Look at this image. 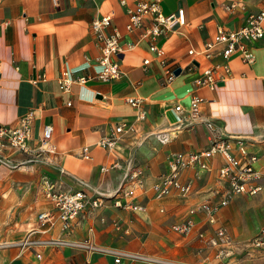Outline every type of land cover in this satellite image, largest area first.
I'll return each mask as SVG.
<instances>
[{
    "label": "crops",
    "instance_id": "crops-1",
    "mask_svg": "<svg viewBox=\"0 0 264 264\" xmlns=\"http://www.w3.org/2000/svg\"><path fill=\"white\" fill-rule=\"evenodd\" d=\"M142 1L151 0H57V4L53 0H0V123L16 125L33 111L32 139L40 137L45 125H51L55 149L54 166L27 162L21 154L6 152L24 165L9 170L0 166V240L18 241L35 228L34 237L88 240L97 247L163 260L148 253L149 247L159 254L161 243L171 247L175 242L209 243L217 226L226 228L238 245L243 242L246 246L261 229L252 237L236 239L221 220L224 206L214 214L215 223L205 211L188 215L190 208L217 202L225 191L226 184L217 176V169L224 164L219 155L207 161L210 171L186 168L181 172L180 179L191 186L186 197L174 193L159 198L152 185L169 172L171 155L209 146L211 134L205 122L211 121L225 136L237 138L247 152L258 156L254 168L262 175L261 188L251 196L264 190V39L249 50L253 57L250 63L241 52L225 60L218 53V45L211 48L209 56L203 54L205 43L212 40L217 28L239 29L249 13L264 9V0H237L243 9H227L230 0H159L165 15L183 10L185 23L154 41L141 38V29H125L127 11ZM105 14L113 17L103 32L116 30L120 34V52L112 58L120 77L109 82L95 79L101 71L97 62L100 44L90 27L94 19ZM151 43L162 48L164 55L151 52ZM190 49L195 56L188 55ZM176 68L180 73L169 81L166 72ZM206 68L221 80L214 88L196 84ZM63 73L70 78L92 79L62 91L57 80ZM194 97L201 100L200 121L188 115ZM129 100L137 103L132 105ZM119 122L126 126L118 142L120 151L100 147L99 140ZM237 142L232 139L230 143L235 155ZM132 165L141 171L142 181V187L134 188L136 210L115 205L112 197ZM59 168L66 173L61 174ZM43 175L61 181L66 189H77L76 180L82 181L89 197L106 196L105 204L95 209L87 206L68 234L61 230L58 220L38 226V212L51 208L37 190ZM34 178L35 187L28 188ZM240 196L250 195L233 197ZM106 214L112 223H101ZM187 217L192 225L183 237L172 226ZM117 219L124 233L118 238L114 228ZM208 249L216 252L209 244ZM39 252L41 258L36 259L26 251L20 255L18 247L2 248L0 264H151L133 263L127 257L115 263L112 254L83 248L42 247ZM235 255L229 263L264 264V251L242 248L235 250Z\"/></svg>",
    "mask_w": 264,
    "mask_h": 264
},
{
    "label": "built area",
    "instance_id": "built-area-1",
    "mask_svg": "<svg viewBox=\"0 0 264 264\" xmlns=\"http://www.w3.org/2000/svg\"><path fill=\"white\" fill-rule=\"evenodd\" d=\"M54 4H57V0H53ZM227 9L240 8L244 6L242 2L237 0H230ZM128 22L125 26L127 32H132L137 29H141V38L150 37L153 41L164 35L166 32L172 30L176 25L182 26L185 23V17L183 10H178L176 13L165 15L161 12L159 6V0L136 2L131 10L127 11ZM112 15L105 14L100 18L94 19L91 24V30L96 36L97 42L100 44L97 62L101 66V71L96 75L97 80L102 82H109L120 77V71L116 61L112 58L120 52L119 38L120 34L113 30L106 34L103 31L111 24ZM264 39V9L257 13H249L244 20L243 25L237 30H224L221 27L217 28L215 35L211 41L205 43V56H209L212 52L211 48L214 45H218V53L227 60L236 52L243 54L245 62H252L253 57L249 52L254 45ZM151 52L156 56L161 57L164 55L162 48L156 44H150ZM189 56H195V52L188 50ZM148 60H144V64H147ZM191 64V63H190ZM227 64L223 66L225 72ZM167 79L170 81L175 76L174 70H168L166 72ZM89 79V76H81L78 78H70L68 73H63L58 78V84L62 91H68L73 83L84 84ZM221 81L213 75L211 68H206L202 71L201 76L196 80V84L206 86L208 88H214ZM201 100L197 97L192 98L188 115L194 119L200 121L199 104ZM129 103L135 105L136 100H129ZM176 111H180V106H175ZM143 114V112L141 113ZM34 116L33 111H28L22 116L16 125H8L0 123V166H5L9 169L20 168L24 163H20L7 156V151L11 150L26 157L27 162L40 163L45 165H55L52 155L55 154L54 145L52 143L53 128L51 125H45L43 127L40 137L36 140L32 139L30 124ZM207 129L210 131L211 140L208 147L189 153L173 154L168 160L169 172L160 177L158 182L152 185L153 192L157 197H164L170 194H178L180 197H186L190 193V183L184 182L180 179L181 172L186 168H197L199 170L210 171L207 161L216 155L223 158L224 164L217 169V176L221 182H224L225 191L221 193L220 199L215 203H204L199 206L190 208L188 215L195 214L199 211H205L209 215L211 223H215L214 214L223 206H226L230 199L234 195H254L261 186L260 180L262 178L261 173L254 168V164L258 159V156L246 151L244 145L237 138L225 136L221 129L211 122H205ZM126 126L124 123H117L113 131L108 135L101 138L98 145L108 151H120L118 142L120 135L124 132ZM237 140V155L233 153V148L230 143L231 140ZM164 140V139H163ZM84 153L87 152L85 148ZM116 165V162L112 164ZM61 174L66 172L59 168ZM141 171L134 165L127 167V174L124 177L123 183L112 195L115 198L114 204L117 206L129 207L132 210L139 208L138 205L132 203L135 186L142 187V181L140 178ZM76 184L79 186L77 189L64 188L61 181L52 180L46 175L41 176L37 190L40 194L47 199L51 208L44 209L36 215V223L38 226H44L45 224L51 225L54 220H58L61 226V230L68 234L72 229L78 225V219L82 212L89 206L91 209L100 207L106 196L97 194L96 196L89 197L82 181L76 180ZM133 184V185H132ZM111 197V198H112ZM121 199H124L122 203ZM191 219L185 218L184 220L174 224L173 230L185 237L191 229ZM37 232V229L32 228L28 230L26 236L16 242H5L0 244V248L18 247L20 255L26 251L34 255L36 259L41 258L39 248L42 247H54V248H83L91 249L93 246L89 244V241H75L70 240L64 236L56 238H35L33 234ZM210 246L216 250L219 249L217 257H220L223 253V248L233 247L231 251H227L226 255L233 254L234 241L223 226H217L214 230V234L209 239ZM245 248L251 251H264V228H261L259 232L253 237V239L245 246ZM101 252H106L114 255V262L119 263L121 257H127L132 261H144L151 264H172L165 260L151 258L139 254H124L119 251H112L109 249L96 248Z\"/></svg>",
    "mask_w": 264,
    "mask_h": 264
},
{
    "label": "rangeland",
    "instance_id": "rangeland-1",
    "mask_svg": "<svg viewBox=\"0 0 264 264\" xmlns=\"http://www.w3.org/2000/svg\"><path fill=\"white\" fill-rule=\"evenodd\" d=\"M36 181H37L36 178H34V182L30 181L27 184L28 188L32 187V185L35 187ZM33 194H34V190H33ZM105 201L106 198L104 199V202L100 207L104 206ZM230 201L231 202L229 203V205H226L222 208L220 212V216H221V220L225 221V223H227L226 224L227 227H229L231 231L235 234L234 237L236 239L241 240L244 238L252 237L257 233V231L260 228H264V190H261V193H259L256 196L233 197V199H230ZM129 217L132 218L131 216ZM112 222L113 221L109 217V214L104 215V220L101 221V223L103 224L112 223ZM116 223L114 228L116 231V235L118 233L117 236L118 238L121 234L124 233L121 231V226H120L121 221L117 219ZM142 234L145 236L147 233L142 231ZM83 241H88V240H83ZM5 242H16V241H11V239L0 240V244H3ZM244 243H247V241H244ZM89 244H91V242H89ZM208 244L209 243H207L205 240H201V242H199L198 240L187 241V242H175L174 246L172 247L169 246L168 244L161 243L157 248V249L159 248L161 249V253L159 254L153 253L152 251L154 249L153 247H149V249L148 248L147 249L149 251L148 253L157 254L158 256L164 257L163 260H165L166 262H170L172 264H222L223 262H224L223 264H232L229 263V260L232 259L234 256L236 257L235 250L237 249L242 250V248L243 250L246 249L245 245H243V242L240 245L234 242L233 245L237 246V249L236 248L234 249L233 254L226 255V252L231 251L233 247L223 248L222 255L220 257H217L216 255L219 249L218 250L215 249L216 252L210 251L208 249ZM91 246H93L94 249L102 248V249L117 251L110 247L109 248H104L99 246L97 247L92 244ZM143 249H146L145 246H143ZM139 255L147 256L145 254H139ZM242 255L244 256V253H242ZM149 257L156 258L154 256H149ZM212 257L213 258L216 257L217 260L214 262L212 260ZM137 262L134 261L133 263H137Z\"/></svg>",
    "mask_w": 264,
    "mask_h": 264
},
{
    "label": "water",
    "instance_id": "water-1",
    "mask_svg": "<svg viewBox=\"0 0 264 264\" xmlns=\"http://www.w3.org/2000/svg\"><path fill=\"white\" fill-rule=\"evenodd\" d=\"M179 73H180V69H179V68H176V69L174 70V74L177 75V74H179Z\"/></svg>",
    "mask_w": 264,
    "mask_h": 264
},
{
    "label": "bare ground",
    "instance_id": "bare-ground-1",
    "mask_svg": "<svg viewBox=\"0 0 264 264\" xmlns=\"http://www.w3.org/2000/svg\"><path fill=\"white\" fill-rule=\"evenodd\" d=\"M22 166H23V165H22ZM1 167L5 168V169H7V170L9 169V168H7V167H5V166H1Z\"/></svg>",
    "mask_w": 264,
    "mask_h": 264
}]
</instances>
